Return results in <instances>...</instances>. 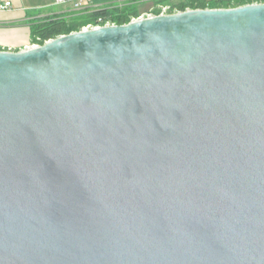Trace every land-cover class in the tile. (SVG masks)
Masks as SVG:
<instances>
[{
    "label": "water",
    "instance_id": "95a60500",
    "mask_svg": "<svg viewBox=\"0 0 264 264\" xmlns=\"http://www.w3.org/2000/svg\"><path fill=\"white\" fill-rule=\"evenodd\" d=\"M0 264H264V2L0 50Z\"/></svg>",
    "mask_w": 264,
    "mask_h": 264
},
{
    "label": "trees",
    "instance_id": "16d2710c",
    "mask_svg": "<svg viewBox=\"0 0 264 264\" xmlns=\"http://www.w3.org/2000/svg\"><path fill=\"white\" fill-rule=\"evenodd\" d=\"M254 2H264V0H237L234 2L231 0H184L177 5H172L170 12L198 8H230ZM138 15L139 11L134 3L54 14L32 24L30 27L31 41L42 45L45 41L60 35L79 31L88 24L104 25L107 22L126 24Z\"/></svg>",
    "mask_w": 264,
    "mask_h": 264
},
{
    "label": "crops",
    "instance_id": "0c3cea01",
    "mask_svg": "<svg viewBox=\"0 0 264 264\" xmlns=\"http://www.w3.org/2000/svg\"><path fill=\"white\" fill-rule=\"evenodd\" d=\"M10 1L12 7L0 9V47L20 50L32 43L29 22L38 17L74 11L76 0H0V4ZM184 0H82L83 9L103 8L112 5L134 3L140 13L159 4L177 5ZM232 2L237 0H231Z\"/></svg>",
    "mask_w": 264,
    "mask_h": 264
},
{
    "label": "built area",
    "instance_id": "2783aa9c",
    "mask_svg": "<svg viewBox=\"0 0 264 264\" xmlns=\"http://www.w3.org/2000/svg\"><path fill=\"white\" fill-rule=\"evenodd\" d=\"M57 1L58 2H63L64 0H57ZM11 7H12V4H11L10 1H5L2 4H0V9L1 10H7V9H9ZM81 9H83L82 0H76L75 2H73V10L74 11L81 10ZM170 9H171L170 5L159 4V5L155 6V7H152L151 9H149V11H147V12H145L143 14H139L137 17L132 18L131 21L139 19V18H143V17H150V16H154V15L172 13V12H170ZM175 12H178V11H175ZM110 24H111L110 22H107L104 25H110ZM104 25H100L98 23L97 24H88V25L82 27L81 30H88V29L98 28V27L104 26ZM81 30H79V31H81ZM39 45L40 44H38V43H31L27 47H35V46H39ZM0 50H12V49L10 47L9 48L0 47Z\"/></svg>",
    "mask_w": 264,
    "mask_h": 264
},
{
    "label": "rangeland",
    "instance_id": "374dc122",
    "mask_svg": "<svg viewBox=\"0 0 264 264\" xmlns=\"http://www.w3.org/2000/svg\"><path fill=\"white\" fill-rule=\"evenodd\" d=\"M168 5V4H167ZM147 11H149V10H147ZM147 11H145V12H147ZM144 12V13H145ZM140 14H143V13H140ZM50 16H52V15H48V16H45V17H38V18H36V20H34L33 22H31V20H30V22H29V27H31L32 26V24L35 22V21H40V20H42V19H44V18H46V17H50ZM111 24H115V23H111ZM110 24V25H111Z\"/></svg>",
    "mask_w": 264,
    "mask_h": 264
}]
</instances>
